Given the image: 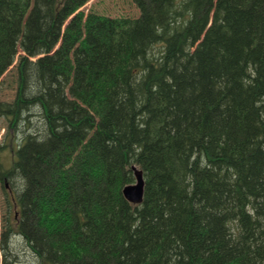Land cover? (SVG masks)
<instances>
[{
  "label": "trees",
  "instance_id": "16d2710c",
  "mask_svg": "<svg viewBox=\"0 0 264 264\" xmlns=\"http://www.w3.org/2000/svg\"><path fill=\"white\" fill-rule=\"evenodd\" d=\"M90 1L0 0L25 14L0 101L7 235L36 264H264V0H147L135 18Z\"/></svg>",
  "mask_w": 264,
  "mask_h": 264
},
{
  "label": "rangeland",
  "instance_id": "374dc122",
  "mask_svg": "<svg viewBox=\"0 0 264 264\" xmlns=\"http://www.w3.org/2000/svg\"><path fill=\"white\" fill-rule=\"evenodd\" d=\"M147 0H92L85 6V12L91 8L98 13L111 17L129 16L138 17L145 8ZM25 14L19 11L0 10V101L11 102L16 96L18 85L17 65L20 55V41L24 31ZM38 115L37 112H35ZM38 118H34L37 122ZM37 126H39L37 124ZM8 132V122L0 118V145ZM3 167L11 166V154L6 151L0 154ZM0 174V256L1 247L7 244L11 253V264H36L34 255L19 236H8L4 228L5 217L8 214V189L4 186ZM4 182V183H3ZM10 196V195H9ZM10 198V197H9Z\"/></svg>",
  "mask_w": 264,
  "mask_h": 264
},
{
  "label": "water",
  "instance_id": "95a60500",
  "mask_svg": "<svg viewBox=\"0 0 264 264\" xmlns=\"http://www.w3.org/2000/svg\"><path fill=\"white\" fill-rule=\"evenodd\" d=\"M134 183L126 185L122 189L123 198L130 204L137 206L143 202L145 181L142 171L137 166H132Z\"/></svg>",
  "mask_w": 264,
  "mask_h": 264
}]
</instances>
